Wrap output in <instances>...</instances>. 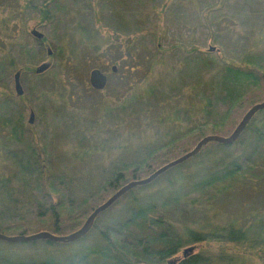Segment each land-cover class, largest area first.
I'll use <instances>...</instances> for the list:
<instances>
[{
  "label": "rangeland",
  "instance_id": "1",
  "mask_svg": "<svg viewBox=\"0 0 264 264\" xmlns=\"http://www.w3.org/2000/svg\"><path fill=\"white\" fill-rule=\"evenodd\" d=\"M0 4L4 5L0 9V179L10 177L12 189L10 201L0 203V233L5 235L38 231L65 235L78 229L121 185L147 176L206 135H230L245 112L264 100V0H0ZM42 4L46 16L36 8ZM31 30L41 33L40 39ZM201 52L217 53L242 67L247 65L244 57L259 55L260 64L253 66L257 82L233 87L222 74H207L192 98L197 101L201 93L211 97L209 116L195 110L200 123L188 130L184 121L149 122L152 114L160 112L157 100L170 90L178 93L183 83L201 80L196 68ZM38 66L42 69L35 72ZM94 68L106 77L100 89L88 81ZM15 76L20 95L14 90ZM151 86L153 92L142 96L141 91ZM129 96L137 99L122 106V99ZM177 102L179 97L173 106ZM251 119L253 127L264 130V109ZM252 128L242 137L246 145L236 143L233 153L250 155L255 146ZM19 158L33 164L27 174L16 172ZM117 171L124 178L115 188L108 182ZM140 193L136 195L142 197ZM249 193L245 190L241 199L255 200L259 195ZM130 206L122 194L92 223L107 226L115 216L125 220L133 216ZM217 210L211 214L217 212L216 221L222 223L226 217ZM147 212L134 214L110 238L130 262L160 264L131 244V234L154 241L159 226L143 220L166 211ZM195 213L190 217L204 222L205 215ZM165 215L176 219L172 213ZM94 229L90 226L71 244L0 241V261H37L50 255L78 264H101L98 251L103 244ZM224 245L244 257V264L264 263L262 251Z\"/></svg>",
  "mask_w": 264,
  "mask_h": 264
},
{
  "label": "trees",
  "instance_id": "2",
  "mask_svg": "<svg viewBox=\"0 0 264 264\" xmlns=\"http://www.w3.org/2000/svg\"><path fill=\"white\" fill-rule=\"evenodd\" d=\"M36 8L39 9L41 15L46 16L47 11L44 4ZM0 9H4V5L0 4ZM198 57L196 68L201 71L199 73L201 80L196 79V81L188 84L183 83L182 86L178 87V93H173L170 90V94L167 93L164 98L157 100L156 106H159L160 112L152 114L149 122L162 124L163 122L184 121L190 126L187 128L188 130L200 123L194 117L195 110L200 109L201 114L209 116L213 107L211 97L201 93L202 96H199L197 101L192 98L193 91L199 84L201 86L202 79L207 74L213 72L222 74L233 87L243 85L244 82L253 84L258 80V73L253 66L260 64L261 57L259 55L254 56V58L253 56L244 57L242 61L247 64L246 67L227 62L217 53L214 55L213 53L201 52ZM211 60L214 65L210 64ZM137 64L138 62L135 60L134 67L137 68ZM248 65H251V68ZM151 87H146L141 91V95L144 96L153 92V86ZM177 97L180 98V102L173 106L172 102H175ZM136 99V96L124 98L121 101L122 106ZM253 126L252 119H250L241 134L231 144L209 142L202 146L194 156L166 169L151 182L132 187L124 192L131 204L130 209L133 216L134 214L146 215L147 211H156L157 213L161 209L166 211V213L146 216L143 220L144 222L148 220L151 225L159 226L154 241H149L143 235L131 234L133 247L139 248L144 256L153 258L160 264L245 263L244 257L231 252L229 248L226 249L224 244L245 247L255 252L262 251L261 257H264V130ZM251 128L255 135V146L250 150V155L233 153L232 147L236 143L242 144V146L246 145V141L242 137ZM256 152L257 156L253 158V154ZM17 168L16 172L27 174L33 169V164L19 158ZM123 178V174L117 171L108 183L116 188ZM133 178L135 177L133 176ZM160 181L162 184L154 191H150V188ZM10 183V177L0 179V203H2L1 200L10 201L12 191L8 187ZM245 190L252 192V195L259 194L257 195L259 198L255 200L241 199ZM139 192H141L142 197L136 195ZM154 193L158 195L152 198ZM49 207L54 219H56L57 214L53 204H50ZM216 208L220 214L222 213L226 217L222 223L216 221L217 215H219L217 212L211 214ZM221 208L224 209L221 210ZM195 212L205 215L204 222L201 219L190 217L189 214H196ZM169 213L176 215V219L171 220L168 215H165ZM133 216H129L125 220L115 216L114 220H111L107 226H98L94 222L91 224V228H95L94 230L103 244V248L98 251L101 264H137L133 261L130 262L124 253L118 251L117 246L110 238L111 232L117 231V227L120 228L129 224ZM212 216L215 220L211 219ZM41 241L47 246L60 245L47 240ZM212 242L217 243V247L212 248ZM71 243L73 242L69 244ZM195 245L199 248L197 251L187 249ZM184 249H187L185 254H183ZM179 252L182 254L181 258L166 261ZM0 264L78 263L71 258L61 259L48 255L37 261L2 259Z\"/></svg>",
  "mask_w": 264,
  "mask_h": 264
},
{
  "label": "water",
  "instance_id": "3",
  "mask_svg": "<svg viewBox=\"0 0 264 264\" xmlns=\"http://www.w3.org/2000/svg\"><path fill=\"white\" fill-rule=\"evenodd\" d=\"M31 34L37 38L40 39L41 33L31 30ZM213 49V48H212ZM42 69V66H38L35 68V72H39ZM113 69V68H112ZM88 81L89 84L96 89H100L105 85L106 77L105 75L98 69H91L88 75ZM14 90L17 95L21 94V89L19 86V83L17 81V77H14ZM264 109V100L252 105L243 115L237 126L234 128L232 133L228 136H221L217 134L212 135H206L202 137L196 145L187 151L186 153L182 154L181 156L172 159L168 162L163 163L162 165L155 168L152 172H150L147 176L140 178V179H134L131 181H128L121 185L119 188H117L106 200H104L101 204L97 205L85 218L83 224L76 230L65 234V235H57L48 231H38L30 234H17V235H5L3 233H0V241L4 242H30L34 240H47L54 243H66L73 240H76L83 236L89 227L92 224V221L97 213L103 211L108 206H110L118 197H120L124 192H126L128 189L135 187V186H141L145 185L149 182H151L156 176L164 172L166 169L175 166L179 163H182L183 161L189 159L190 157L194 156L205 144L209 142H217L222 144H231L236 140V138L241 134L245 126L247 125L248 121L251 119V117L259 110ZM32 115L29 114L28 122H31ZM191 250V248H187ZM183 250V254L186 253V250Z\"/></svg>",
  "mask_w": 264,
  "mask_h": 264
}]
</instances>
